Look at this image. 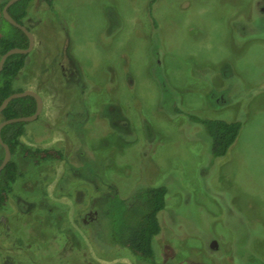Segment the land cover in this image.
<instances>
[{
  "label": "rangeland",
  "instance_id": "obj_1",
  "mask_svg": "<svg viewBox=\"0 0 264 264\" xmlns=\"http://www.w3.org/2000/svg\"><path fill=\"white\" fill-rule=\"evenodd\" d=\"M150 2L34 1L26 24L36 44L14 85L44 106L22 140L66 157L18 156L25 175L0 209V264H80L69 259L80 244L99 264H141L125 248L99 253L82 226L108 186L129 198L140 182L170 189L153 240L159 261L264 264V0H157L154 19ZM76 100L91 111L80 129ZM190 107L244 121L225 156L212 154Z\"/></svg>",
  "mask_w": 264,
  "mask_h": 264
},
{
  "label": "trees",
  "instance_id": "obj_2",
  "mask_svg": "<svg viewBox=\"0 0 264 264\" xmlns=\"http://www.w3.org/2000/svg\"><path fill=\"white\" fill-rule=\"evenodd\" d=\"M8 0H3L4 6ZM35 0H19L9 7L10 14L20 23L26 24V19ZM55 0H44L48 7L53 9ZM157 0H151L149 13L154 19L153 7ZM28 26V25H27ZM31 30L32 28L28 26ZM29 38L20 28L10 23L3 15L0 19V57L13 47H28ZM30 53H15L10 55L0 74V105L6 97L14 92L22 91L15 87L14 82L21 76L27 66ZM156 61V60H155ZM162 62L159 60L154 63L163 69ZM82 91L88 93L94 91L91 79L84 75ZM166 77V76H165ZM205 82L207 80L205 79ZM110 85H107V88ZM116 85L110 89V93H115ZM87 92L85 93L89 96ZM82 100H76L72 108V125L80 129L84 124L80 121V116H89L90 110L82 104ZM189 107V106H188ZM37 109V100L31 96L17 97L11 100L8 106L0 113V122L5 119L27 116L33 114ZM182 109H185L182 107ZM186 112L197 127H202L211 138V152L215 157L225 156L236 140L240 136L244 121L226 120L213 118L197 114L194 107L186 108ZM78 111V112H77ZM84 117V118H85ZM27 122H13L5 125L2 129V137L10 146L12 160L0 172V209L8 202L10 194L14 189V184L18 178L25 175L24 169L18 160L21 159L39 165L48 160H63L66 155L62 149L56 147H34L22 140L26 133ZM71 129V128H70ZM72 130V129H71ZM124 147L118 144L117 147L106 151V155L113 157L111 151H118ZM0 163L3 160L5 149L0 145ZM110 153V155H109ZM104 155V154H103ZM113 159V158H112ZM88 171L95 175L98 171L97 163L94 160H86ZM110 167H116L114 163H107ZM132 189L129 198L123 197L115 184L108 186V191L100 195L96 200L98 216L90 225L82 223L86 235L92 241L95 249L108 255L114 252V248L120 247L129 250L141 264H180L170 257H165L159 261L156 257L153 240L162 231L160 213L166 209L169 196V185L166 183H144L140 182ZM69 259L73 262L79 260L80 264H99L91 261L88 257V250L85 245L80 244L74 248ZM125 264V263H116Z\"/></svg>",
  "mask_w": 264,
  "mask_h": 264
},
{
  "label": "water",
  "instance_id": "obj_3",
  "mask_svg": "<svg viewBox=\"0 0 264 264\" xmlns=\"http://www.w3.org/2000/svg\"><path fill=\"white\" fill-rule=\"evenodd\" d=\"M19 0H8L7 3L4 6L3 9V13H4V17L13 25H15L16 27L22 29L28 36L29 38V45L28 47L22 48V47H13L11 49H9L7 52H5L1 57H0V74L3 70L4 64L7 60V58L15 53H22V54H28L30 53L36 44V38H35V34L32 32V30H30L28 28L27 25L20 23L19 21H17L9 12V7L11 5H13L15 2H17ZM31 95L33 96L36 100H37V109L36 111L31 114V115H27V116H19V117H13V118H9V119H5L2 120L0 122V145L3 146V148L5 149V153H4V157L2 162L0 163V172L7 166V164L12 160V151L10 146L4 141L3 137H2V129L5 125L9 124V123H13V122H29V121H33L35 119H37L39 117V115L41 114L42 110H43V106H44V99L42 97V95L34 90V89H25L23 91H19V92H14L12 94H10L8 97H6L4 99V101L1 103L0 105V113L8 106L9 102L17 97H23V96H28ZM212 247H216V241H213V243L211 244Z\"/></svg>",
  "mask_w": 264,
  "mask_h": 264
},
{
  "label": "flooded vegetation",
  "instance_id": "obj_4",
  "mask_svg": "<svg viewBox=\"0 0 264 264\" xmlns=\"http://www.w3.org/2000/svg\"><path fill=\"white\" fill-rule=\"evenodd\" d=\"M3 2V0H0V19L1 16H4L3 13V9L4 6H1V3ZM259 12L262 13V15H264V5L260 7V9L258 8ZM66 74V73H65ZM98 210L96 208H91L89 211H87L85 213V217L83 218V223L90 225L93 221H95L96 217L98 216ZM92 264V263H90Z\"/></svg>",
  "mask_w": 264,
  "mask_h": 264
}]
</instances>
